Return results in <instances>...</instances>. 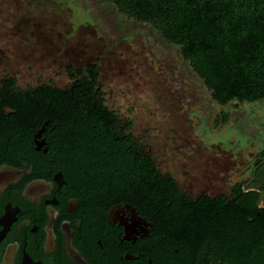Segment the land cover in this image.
Masks as SVG:
<instances>
[{
    "label": "rangeland",
    "instance_id": "obj_1",
    "mask_svg": "<svg viewBox=\"0 0 264 264\" xmlns=\"http://www.w3.org/2000/svg\"><path fill=\"white\" fill-rule=\"evenodd\" d=\"M93 62L104 103L188 194L241 181L264 207V98L220 104L177 44L110 0H0V78L62 87Z\"/></svg>",
    "mask_w": 264,
    "mask_h": 264
},
{
    "label": "flooded vegetation",
    "instance_id": "obj_2",
    "mask_svg": "<svg viewBox=\"0 0 264 264\" xmlns=\"http://www.w3.org/2000/svg\"><path fill=\"white\" fill-rule=\"evenodd\" d=\"M69 76L62 87L38 85L65 89L80 75ZM5 78L14 77L0 78V103ZM14 85L19 92L37 86L19 88L16 79ZM3 110L6 117L15 113ZM108 110L116 118L101 121L102 130L120 139L117 144L131 136V155H93L97 127L87 120L68 130L46 120L20 149L0 155V264H264V244L242 250L235 234L210 226L216 210L201 211L207 223L189 228L193 217L171 215L177 210L171 201L151 199V170L170 177L192 202L202 196L230 201L237 190H248L241 181L217 194L209 193L213 185L188 194L171 168H161L141 145L133 122Z\"/></svg>",
    "mask_w": 264,
    "mask_h": 264
},
{
    "label": "trees",
    "instance_id": "obj_3",
    "mask_svg": "<svg viewBox=\"0 0 264 264\" xmlns=\"http://www.w3.org/2000/svg\"><path fill=\"white\" fill-rule=\"evenodd\" d=\"M110 1L121 13L150 25L177 44L183 60L220 104L264 98V0ZM66 70L72 77L80 76L65 89L41 84L19 92L14 78L2 80L0 155L20 149L31 131L46 120L49 126L63 124L67 130L87 120L97 127L90 139L93 155H131L126 147L131 136L117 144L120 139L114 141L101 128V121L116 117L104 105L97 63L77 68L68 65ZM3 106L15 109V113L6 117ZM236 192L230 201L202 196L192 202L180 196L170 177L151 170V199L161 200L164 206L171 201L177 209L170 211L171 215L193 217L187 222L189 228L207 223L201 211L216 210L208 220L215 231L235 234L237 247L242 250L261 248L264 207L258 205L260 191L251 188Z\"/></svg>",
    "mask_w": 264,
    "mask_h": 264
}]
</instances>
